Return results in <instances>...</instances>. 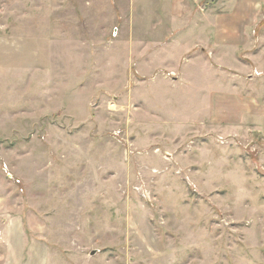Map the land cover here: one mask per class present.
<instances>
[{
    "label": "rangeland",
    "instance_id": "obj_1",
    "mask_svg": "<svg viewBox=\"0 0 264 264\" xmlns=\"http://www.w3.org/2000/svg\"><path fill=\"white\" fill-rule=\"evenodd\" d=\"M129 6L0 0V194L49 218L59 264H264V4L253 71L211 107L139 74L160 49Z\"/></svg>",
    "mask_w": 264,
    "mask_h": 264
},
{
    "label": "crops",
    "instance_id": "obj_2",
    "mask_svg": "<svg viewBox=\"0 0 264 264\" xmlns=\"http://www.w3.org/2000/svg\"><path fill=\"white\" fill-rule=\"evenodd\" d=\"M217 1L206 10L202 2L195 0H130V31H133L134 17L151 16L154 30L144 40L154 43L155 51L160 49L155 55L147 54L144 61L143 52L133 55H137L139 74L155 73L161 65L179 75L171 85L167 83L170 89L180 90L168 92L170 101L177 96L173 93L182 98V84H187L191 97L185 94L182 105H200L202 101L197 96L206 88L211 107L218 94L228 97L233 94L215 92L223 88L234 90L235 81L230 74L249 73L254 68L245 65L244 55L258 39L259 24L252 30L251 20L264 0ZM141 10L146 12L140 13ZM214 103L216 105V101ZM172 125L171 122L168 127ZM178 127L181 129L182 123ZM19 202L12 200L9 194H0V264H59V259L51 258V248L44 242L49 218L39 211L27 214Z\"/></svg>",
    "mask_w": 264,
    "mask_h": 264
},
{
    "label": "water",
    "instance_id": "obj_3",
    "mask_svg": "<svg viewBox=\"0 0 264 264\" xmlns=\"http://www.w3.org/2000/svg\"><path fill=\"white\" fill-rule=\"evenodd\" d=\"M91 255H92V256L96 255V251H93V252L91 253Z\"/></svg>",
    "mask_w": 264,
    "mask_h": 264
}]
</instances>
